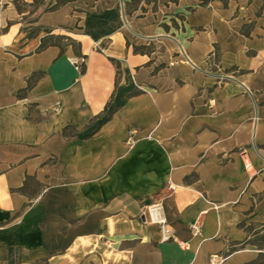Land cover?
Masks as SVG:
<instances>
[{"label":"crops","instance_id":"obj_1","mask_svg":"<svg viewBox=\"0 0 264 264\" xmlns=\"http://www.w3.org/2000/svg\"><path fill=\"white\" fill-rule=\"evenodd\" d=\"M14 1L0 0V264L256 261L264 0H67L35 24L74 40L64 50L27 38Z\"/></svg>","mask_w":264,"mask_h":264},{"label":"trees","instance_id":"obj_2","mask_svg":"<svg viewBox=\"0 0 264 264\" xmlns=\"http://www.w3.org/2000/svg\"><path fill=\"white\" fill-rule=\"evenodd\" d=\"M200 1H201V5L205 6V5H208L211 2L216 1V0H200ZM220 1H222L225 5H227L230 0H220ZM65 4H67V0H59L52 8H50L46 12L56 11V10L60 9L62 6H64ZM20 13H23V12H20ZM39 27L40 28H39L38 32H36L34 35H31V36L28 35L27 38L37 37L40 34V32L46 31L47 35L42 38L40 49H44V48H46L48 46H59L62 50H64V48L66 46H70V45L73 46V47H76V44H75L74 40H72L71 38H69V37H67L65 35H55V34H53V30L48 28V27H43V26H39ZM55 38L66 40V41H68L70 43H68L66 45H61L58 42H52V40L55 39ZM40 75L41 74H35L32 78L39 77ZM32 78L29 80V86L27 87V89L24 90V91H21V93L22 92L25 93L27 90H29L31 88V86H32ZM19 96H21V95L19 94ZM27 190H28V183H25V186L23 188H21L20 191L23 192V193H26ZM255 228L256 229L258 228V230L260 228V230H259L260 232L255 234V237H258V235L261 234V231H264V223L261 224V225H258L257 227L256 226L249 227V232H252ZM260 239H264V233L262 234ZM246 244L254 245L260 250L259 258L256 261H253V262H251L249 264H264V261L262 263L260 262V259L264 258V244L263 243H258V242H251L250 240H248L246 242Z\"/></svg>","mask_w":264,"mask_h":264},{"label":"rangeland","instance_id":"obj_3","mask_svg":"<svg viewBox=\"0 0 264 264\" xmlns=\"http://www.w3.org/2000/svg\"><path fill=\"white\" fill-rule=\"evenodd\" d=\"M27 1L28 0H15L14 4H15V7L19 13L23 12L25 14V16L23 17V21H22L24 26H25L23 28V30L27 33V36L28 35L31 36V35H34L36 32H38V30L40 28L39 26L35 25L37 22V17L39 16V14H41L42 12L48 11L54 5H52L51 3L47 4V3H45L44 0H29V1H31V3H28ZM135 5H137V3ZM43 32L46 33V31H43ZM52 42H58L61 45H66V44L70 43L66 40H62V39H58V38L53 39ZM259 230H256V231L253 230V232L251 234L252 236H251L250 241L264 244V239H260L262 234H259L258 237H255V234L260 232ZM254 250L257 251L255 246H254ZM263 261H264V258L260 259L261 263Z\"/></svg>","mask_w":264,"mask_h":264},{"label":"built area","instance_id":"obj_4","mask_svg":"<svg viewBox=\"0 0 264 264\" xmlns=\"http://www.w3.org/2000/svg\"><path fill=\"white\" fill-rule=\"evenodd\" d=\"M71 62L76 67V69L81 72L83 70V67L87 63V58L84 56L83 57H75V58L71 59ZM60 109H61V106L58 104L53 108L52 111L54 113H58L60 111ZM136 133H137L136 131L131 132V136L128 140L129 146H132L134 144V142H135L134 137H135ZM242 155L243 156L246 155L245 150L242 151ZM246 167L248 168L249 165H246ZM149 213H150L151 222L153 224L159 225L161 227L164 239L168 240V239L172 238V235H171L172 232H171V230H169L167 228L168 222H167V219L164 215L163 207L161 205H156V206L150 208ZM192 230H193L194 235L201 234V227L198 224H193Z\"/></svg>","mask_w":264,"mask_h":264}]
</instances>
